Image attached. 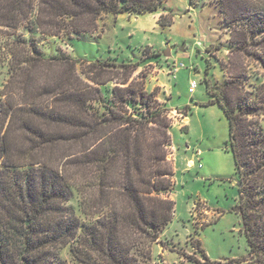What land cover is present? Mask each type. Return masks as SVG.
Returning a JSON list of instances; mask_svg holds the SVG:
<instances>
[{
    "label": "trees",
    "instance_id": "obj_1",
    "mask_svg": "<svg viewBox=\"0 0 264 264\" xmlns=\"http://www.w3.org/2000/svg\"><path fill=\"white\" fill-rule=\"evenodd\" d=\"M165 3L0 0L10 55L0 86V264H151L152 244L163 243L175 212L173 122L151 99L155 91L129 80L159 54L87 60L79 71L78 59L59 48L46 53L35 36L88 39L105 14L156 11ZM219 3L231 55L217 57L223 82L212 77L210 60L203 80L228 121L245 260L264 264V0ZM158 22L170 26L173 15L162 13ZM246 58L263 72L253 73ZM253 74L259 82L249 89ZM194 247L204 258L197 264L230 263L209 260L199 239Z\"/></svg>",
    "mask_w": 264,
    "mask_h": 264
},
{
    "label": "rangeland",
    "instance_id": "obj_2",
    "mask_svg": "<svg viewBox=\"0 0 264 264\" xmlns=\"http://www.w3.org/2000/svg\"><path fill=\"white\" fill-rule=\"evenodd\" d=\"M166 0V9L145 13L121 12L116 16L103 15L98 29L88 39L50 37L37 34L42 49L53 54L59 48L63 53L78 59L79 71L88 67L87 60L112 59L115 61H142L146 56L158 53L154 59L142 62L130 80L141 83L153 101L163 106L164 96L160 88L149 85L154 69L165 66L172 72L176 88L172 118V145L169 159L175 165V187L170 194L175 201L172 220L165 227L161 240L151 247V264H197L204 258L194 247L199 239L212 262L248 264L249 250L246 236L242 232L240 215L234 210L239 198V187L235 174L232 151L227 149L229 137L228 121L217 103H210V96L203 80L209 60L212 77L223 82L225 74L217 57L228 60L227 47L230 29L224 15L219 11V0ZM189 6L193 7L190 11ZM170 12L173 22L162 26L155 13ZM22 31V29H20ZM9 38L0 32V86L8 79L9 60L7 43ZM222 42V48L214 45ZM213 44V46H210ZM211 47V53L208 51ZM172 51L178 56V71H173V61L164 54ZM245 62L250 70L262 73V66L250 58ZM191 79L198 81L194 94L188 92ZM259 82L255 74L250 83ZM178 91L181 95L179 96ZM159 96L161 99H159ZM190 123L187 124L186 117ZM186 128V130H185ZM200 151V155L196 152ZM189 159L194 163L187 166Z\"/></svg>",
    "mask_w": 264,
    "mask_h": 264
},
{
    "label": "crops",
    "instance_id": "obj_3",
    "mask_svg": "<svg viewBox=\"0 0 264 264\" xmlns=\"http://www.w3.org/2000/svg\"><path fill=\"white\" fill-rule=\"evenodd\" d=\"M185 1L189 5V0H185ZM192 9H193V7L189 6V10L191 11ZM155 14L158 18L160 17V12H157ZM166 52H169V54L166 56L168 61H173V63L179 62V60L177 59L178 56L180 55L179 53L172 58V51L170 49H167ZM154 72L155 73L153 74V76H151V81H150L149 85L152 84L151 86H153V87L157 86L160 88V93H161L160 95L164 96V102L166 103V107L170 110V112H172L173 109L180 108L179 106H177V105L174 106V104H173V98H174V95L176 94V91H175L176 88H175L174 83L172 81V78H173L172 74L173 73L170 72V69L165 67V66L155 68ZM188 87H189V85H188ZM178 93H179L178 95L180 96L181 95L180 91H178ZM194 93H192V94H194ZM159 99H161L160 96H159ZM186 119H187V124L190 123L191 120H190L189 116H187ZM191 161H193V163H194L193 159H189L187 162V166L191 163ZM173 165H174V153H173ZM174 169H175V165H174ZM171 195H172V193H171Z\"/></svg>",
    "mask_w": 264,
    "mask_h": 264
},
{
    "label": "built area",
    "instance_id": "obj_4",
    "mask_svg": "<svg viewBox=\"0 0 264 264\" xmlns=\"http://www.w3.org/2000/svg\"><path fill=\"white\" fill-rule=\"evenodd\" d=\"M179 68H180V66H179V64L178 63H176L175 65H174V69H173V71H178L179 70ZM198 87V81L196 80V79H191L190 80V82H189V87H188V91H189V93H194L195 91H196V88ZM201 154V152L200 151H197L196 152V155H200ZM193 164V161H191V163L189 164V165H192Z\"/></svg>",
    "mask_w": 264,
    "mask_h": 264
},
{
    "label": "water",
    "instance_id": "obj_5",
    "mask_svg": "<svg viewBox=\"0 0 264 264\" xmlns=\"http://www.w3.org/2000/svg\"><path fill=\"white\" fill-rule=\"evenodd\" d=\"M164 54H165V55H168V54H169V52H164Z\"/></svg>",
    "mask_w": 264,
    "mask_h": 264
}]
</instances>
